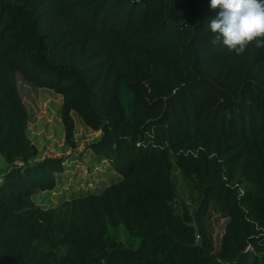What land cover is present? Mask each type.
I'll list each match as a JSON object with an SVG mask.
<instances>
[{"label":"trees","instance_id":"trees-1","mask_svg":"<svg viewBox=\"0 0 264 264\" xmlns=\"http://www.w3.org/2000/svg\"><path fill=\"white\" fill-rule=\"evenodd\" d=\"M210 0H0V264H264V48L212 44ZM17 76L116 172L49 206ZM177 177L197 202L176 212ZM222 222L212 232L211 213Z\"/></svg>","mask_w":264,"mask_h":264},{"label":"rangeland","instance_id":"rangeland-1","mask_svg":"<svg viewBox=\"0 0 264 264\" xmlns=\"http://www.w3.org/2000/svg\"><path fill=\"white\" fill-rule=\"evenodd\" d=\"M18 90L28 112L27 136L35 148L34 161L45 158H62L64 171L55 178L52 190L37 192L33 197L36 205L49 206L63 198L81 194L86 190L99 191L105 184L115 181L116 172L110 171L102 162L94 159L88 149L99 132L85 127L76 114H72L74 147L66 143L65 129L61 121V97L49 89L36 88L17 76ZM8 165L0 154V175ZM188 188L177 177V195L171 200L176 212H181L184 204L192 209L197 206ZM222 219L215 212L211 213L212 232L217 236Z\"/></svg>","mask_w":264,"mask_h":264},{"label":"clouds","instance_id":"clouds-1","mask_svg":"<svg viewBox=\"0 0 264 264\" xmlns=\"http://www.w3.org/2000/svg\"><path fill=\"white\" fill-rule=\"evenodd\" d=\"M210 8L219 9L208 24L215 34L212 44L222 42L236 55H243L252 44L264 48V0H210Z\"/></svg>","mask_w":264,"mask_h":264},{"label":"built area","instance_id":"built-area-1","mask_svg":"<svg viewBox=\"0 0 264 264\" xmlns=\"http://www.w3.org/2000/svg\"><path fill=\"white\" fill-rule=\"evenodd\" d=\"M0 181H1V179H0Z\"/></svg>","mask_w":264,"mask_h":264}]
</instances>
